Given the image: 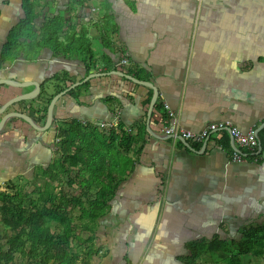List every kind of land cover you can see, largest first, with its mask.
Segmentation results:
<instances>
[{"label":"crops","instance_id":"0c3cea01","mask_svg":"<svg viewBox=\"0 0 264 264\" xmlns=\"http://www.w3.org/2000/svg\"><path fill=\"white\" fill-rule=\"evenodd\" d=\"M80 21L91 24L95 72L112 71H101L108 65L117 69L116 62L127 57L132 75L156 87L149 122L150 87L116 74L93 77L76 99L64 94L57 100V121L46 130L34 132L18 117L7 119L0 130V170L6 173L0 184L18 178L25 165L34 166V155L45 159L38 164L52 162L59 120L94 125L117 115L110 128L131 132L135 145L120 158L129 170L96 222L99 254L90 264H184L189 242L217 234L228 242L240 240L241 229L264 220V0H85ZM100 29L110 31L113 48L102 46ZM105 55L111 62L102 60ZM38 59L46 60L41 64L46 75L22 64ZM32 60L17 58L9 73L13 61L3 63L0 78L41 83L62 69L76 78L85 75L84 66L72 73L65 65L82 66L78 59L49 50ZM56 62L61 67L53 70ZM32 88L0 84V106ZM33 104L12 103L6 112L24 111L43 125L42 104L40 109ZM165 104L180 128L197 132L228 120L241 131L254 129L259 146L253 153L243 151L232 145L227 131H219L206 138L204 149V142L195 141H187L188 148L162 134ZM236 150L244 160H232Z\"/></svg>","mask_w":264,"mask_h":264},{"label":"trees","instance_id":"16d2710c","mask_svg":"<svg viewBox=\"0 0 264 264\" xmlns=\"http://www.w3.org/2000/svg\"><path fill=\"white\" fill-rule=\"evenodd\" d=\"M84 6L85 0H67L60 14L49 10L47 0H22L24 15L6 35L0 50V67L17 58L32 60L49 50L56 57L78 59L85 75L99 71L87 30L80 21ZM99 37L103 47L113 48L110 31L100 29ZM102 60L111 62L106 55ZM112 69H127L124 72L132 74L128 68L109 65L101 71ZM79 80L64 69L43 80L36 98L43 106L39 120L45 119L53 95ZM89 80L65 94L76 99ZM50 81L54 92L48 95L44 87ZM55 121L53 118L52 125ZM59 121V140L54 143L56 157L49 164L36 167L33 187L23 192V186L9 180L5 189H0V264H90L99 254L94 244L96 222L106 214L110 200L127 177L129 169L122 165L120 156L135 145L134 136L120 125L102 130L75 119ZM61 182L72 191L64 193ZM185 246L188 254L181 259L184 264H203L206 254L216 252L228 253L224 264H242V255L263 253L264 222L241 229L240 240L228 242L217 234L209 241H193ZM231 247L237 252H231Z\"/></svg>","mask_w":264,"mask_h":264},{"label":"rangeland","instance_id":"374dc122","mask_svg":"<svg viewBox=\"0 0 264 264\" xmlns=\"http://www.w3.org/2000/svg\"><path fill=\"white\" fill-rule=\"evenodd\" d=\"M47 1H48V8H49L50 11L51 10L52 11H63L67 0H47ZM21 4H22V0H0V10H1V15H0V47H1V44L4 42V40L6 38L8 30L11 28L12 25L16 24L18 22V20L22 16V14H21V11H22ZM44 11L47 12L46 10H43V12ZM82 15H83V13H82ZM41 17L42 16H40V18ZM89 21H91V19H89ZM90 25H91L90 22H87L85 24V28H86L87 32L89 31V26ZM29 60H31V59H28V61ZM32 61H34V62L33 63H25V62H23L22 64L23 65H32L34 67L35 71L43 72V74L46 75V72L43 69H41V64L42 63L45 64L46 60H45V62H43V60H41V59L32 60ZM65 61H67V60H65ZM14 64L15 63L13 61L12 63L7 65V66H9V65L12 66L10 69L7 70V73H9L10 70L15 69V66H13ZM55 64L56 65L58 64V65L57 66L53 65L54 66L52 68L53 70L57 69L58 67H61L60 62H56ZM65 65L67 67H69L68 69L72 73L76 72V71H77L76 73H78V72L82 71V69H84L83 65L80 66L76 61H72L71 64H69V65L65 64ZM47 75H50V74H47ZM78 75H80V74H78ZM76 79H80V76L78 78H76ZM52 85H53V81H50V82L46 83V85L44 87V90H45L46 94L49 95V94L54 92V87ZM88 88H89V86H87V87L85 86L83 88H80L79 91L84 90V89H88ZM42 97H43V99H45L46 95H44V93H43ZM34 104H35V108L34 109L40 108V104L38 103L37 99L34 100ZM34 104H33V107H34ZM35 131L36 130L34 129V132ZM45 133L48 134L50 132H45ZM54 136H55V134H54ZM54 143H55V141H54ZM54 143H52L53 145L51 147L53 151H54ZM45 151H46V149H45ZM55 157H56V154L52 156V158H55ZM124 157H126V155L124 153L121 154L120 158L124 159ZM43 160H45V159L44 158L41 159L40 156L38 158H36V155H34V166L30 167V165H28V164L25 165L24 168H23V172L18 176V178H14L11 181L13 183H16L18 185L23 186V192H28L33 187V184H34V180H32V177L34 176V172H36V170H37L36 167L38 165H41V164H38V163H40V161H43ZM5 175H6V173L4 171L0 170V177L5 176ZM8 181L5 182V185H6V183ZM61 183H62L61 184L62 191L64 193H68V192L72 191L67 184H65L64 182H61ZM5 185H4V183L3 184L1 183L0 184V186H1L0 189L4 190L5 187H6ZM55 185L57 186V184H55ZM261 222L263 223L264 220H262ZM256 224H259V223H256ZM0 225L3 226V224H1V223H0ZM240 238H241V236H240ZM230 251L231 252H237L235 247H234V249H232ZM227 254L228 253H226V252L208 253V254L205 255L206 258L205 259L203 258L201 260V262L203 264L204 263L205 264H224V258H225V256H227ZM241 260H242V264H264V251L259 256H254V255H251V254L242 255ZM77 264H79V263H77Z\"/></svg>","mask_w":264,"mask_h":264},{"label":"water","instance_id":"95a60500","mask_svg":"<svg viewBox=\"0 0 264 264\" xmlns=\"http://www.w3.org/2000/svg\"><path fill=\"white\" fill-rule=\"evenodd\" d=\"M106 74H116V75L125 77L134 83H139V84L145 85L147 87H150L153 90V96H152V99L150 101V105H149L148 110H147V124H148L149 119L151 117V112H152V109L154 107V103H155V100L157 97L158 91H157L156 87L151 82L137 79L132 74L125 73L124 71H121V70H112L110 72H91L88 75H86L82 80L76 81V82L72 83L71 85H69L68 87H66L65 89L54 94L53 97L50 99L48 105H47L46 119H45V123L43 125H38L32 119V117L29 114L25 113L24 111H7L6 112V109L12 103H16V102L18 103V102H22V101H24V102L34 101V99H36L38 97V95L40 94V91H41L40 83L35 81V80L18 81L16 79L0 78V84L1 85H9V86L18 87V88H26L28 86H33V88L30 91L16 95L11 100L7 101L5 104L0 106V115H2L1 119H0V130L3 128L7 119H9L10 117H18V118L24 120L26 123H28L34 129L39 130V131H43V130L48 129L52 124L54 106L60 97H62L66 92H68L70 89L74 88L75 86H77V85H79V84H81V83H83V82H85V81H87L93 77L103 76ZM148 131H149V133L156 136V134L153 133L149 127H148ZM167 137H172V136L167 135ZM177 138L180 139L186 147L190 148L189 143L186 142L182 137L179 136ZM205 146H206V143H203V149L205 148Z\"/></svg>","mask_w":264,"mask_h":264},{"label":"built area","instance_id":"2783aa9c","mask_svg":"<svg viewBox=\"0 0 264 264\" xmlns=\"http://www.w3.org/2000/svg\"><path fill=\"white\" fill-rule=\"evenodd\" d=\"M130 60L127 57H122L119 61L116 62L115 66L118 68L125 69L129 66ZM167 112V120H164L165 123L161 124V132L164 135H181L185 139L193 140L195 142H204L206 138L213 132L227 131L231 139L232 145L243 149V151L253 153L259 146L257 132L254 129H250L246 132L241 131L237 126H234L228 120H221L210 123L204 129L192 132L180 128L176 123V120L173 117V112L168 110V105H164ZM117 115L110 122L98 121L94 125L98 128H110L117 125ZM245 154L241 153L240 150H236L232 155L233 161H242L245 159Z\"/></svg>","mask_w":264,"mask_h":264},{"label":"bare ground","instance_id":"6f19581e","mask_svg":"<svg viewBox=\"0 0 264 264\" xmlns=\"http://www.w3.org/2000/svg\"><path fill=\"white\" fill-rule=\"evenodd\" d=\"M250 130V129H249ZM167 136V135H166ZM169 136V135H168ZM170 136H172L173 138H177V137H182L181 135H177V136H174V135H170ZM186 142L187 141H193V140H189V139H185L184 137H182ZM204 143H206V140L204 141Z\"/></svg>","mask_w":264,"mask_h":264},{"label":"flooded vegetation","instance_id":"af4514ba","mask_svg":"<svg viewBox=\"0 0 264 264\" xmlns=\"http://www.w3.org/2000/svg\"><path fill=\"white\" fill-rule=\"evenodd\" d=\"M34 108H35V104H34Z\"/></svg>","mask_w":264,"mask_h":264},{"label":"clouds","instance_id":"9594fccd","mask_svg":"<svg viewBox=\"0 0 264 264\" xmlns=\"http://www.w3.org/2000/svg\"><path fill=\"white\" fill-rule=\"evenodd\" d=\"M234 147H236V146L234 145Z\"/></svg>","mask_w":264,"mask_h":264}]
</instances>
